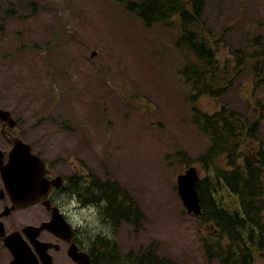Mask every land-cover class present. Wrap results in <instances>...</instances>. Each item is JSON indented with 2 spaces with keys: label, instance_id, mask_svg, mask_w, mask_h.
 <instances>
[{
  "label": "rangeland",
  "instance_id": "rangeland-1",
  "mask_svg": "<svg viewBox=\"0 0 264 264\" xmlns=\"http://www.w3.org/2000/svg\"><path fill=\"white\" fill-rule=\"evenodd\" d=\"M132 1L142 0H0V110L36 151L117 183L135 200L142 221L120 230V248L147 249L173 264H219L207 259L208 230L177 190L189 168L180 154L203 177L196 160L208 147L180 74L178 32L146 27L127 11ZM201 2L230 87L196 104L209 114L226 106L259 120L257 142H264V77L251 70L261 61L264 67V9L256 0ZM0 148L10 150L1 125ZM255 264L264 260L256 255Z\"/></svg>",
  "mask_w": 264,
  "mask_h": 264
},
{
  "label": "trees",
  "instance_id": "trees-1",
  "mask_svg": "<svg viewBox=\"0 0 264 264\" xmlns=\"http://www.w3.org/2000/svg\"><path fill=\"white\" fill-rule=\"evenodd\" d=\"M125 4L146 27L161 24L178 32L175 47L185 58L180 74L191 88L193 123L208 139L206 151L196 160L204 172L197 186L202 205L197 218L209 234L203 236L207 259L219 264H255L258 255L264 260V142H257L260 121L226 106L209 114L196 104L205 96L220 99L230 87V82L221 79L223 67L201 18L203 2L142 0ZM251 70L254 78L264 77L262 61ZM180 160L190 167L187 155L180 154ZM100 193L108 204L105 214L113 220L133 227L142 221L133 198L127 206L117 200L122 193L117 183L100 181ZM106 248L101 264H117L111 248ZM147 258L146 264H173L166 259L156 261L150 254Z\"/></svg>",
  "mask_w": 264,
  "mask_h": 264
},
{
  "label": "flooded vegetation",
  "instance_id": "flooded-vegetation-1",
  "mask_svg": "<svg viewBox=\"0 0 264 264\" xmlns=\"http://www.w3.org/2000/svg\"><path fill=\"white\" fill-rule=\"evenodd\" d=\"M256 2L264 9V0ZM16 122V127L10 128L0 121L1 135L10 146L7 153L0 148L5 165L14 139H21ZM21 140L41 158L45 170L36 181L40 190L34 196L36 201L28 205L13 201L0 170V264H101L107 246L117 264H146L149 254L156 261L164 260L147 249L119 247L120 230L131 225L105 214L108 204L101 197L100 181H111L77 167L68 168L58 159L50 160L45 149L36 151ZM117 200L126 205L130 196L124 191Z\"/></svg>",
  "mask_w": 264,
  "mask_h": 264
},
{
  "label": "water",
  "instance_id": "water-1",
  "mask_svg": "<svg viewBox=\"0 0 264 264\" xmlns=\"http://www.w3.org/2000/svg\"><path fill=\"white\" fill-rule=\"evenodd\" d=\"M95 56L96 53H93L92 57ZM0 121L10 128L16 126L8 111L0 110ZM0 170L16 204L28 205L36 201L34 196L40 191H37L39 188L36 181L42 177L45 164L41 158L32 153L29 145L20 139H14V147L7 165L4 164V153L0 149ZM200 180V174L195 167L188 168L177 177L178 195L186 211L197 217L202 214L201 197L197 189Z\"/></svg>",
  "mask_w": 264,
  "mask_h": 264
},
{
  "label": "bare ground",
  "instance_id": "bare-ground-1",
  "mask_svg": "<svg viewBox=\"0 0 264 264\" xmlns=\"http://www.w3.org/2000/svg\"><path fill=\"white\" fill-rule=\"evenodd\" d=\"M123 219V218H122Z\"/></svg>",
  "mask_w": 264,
  "mask_h": 264
}]
</instances>
